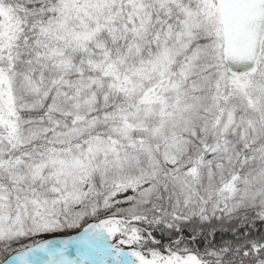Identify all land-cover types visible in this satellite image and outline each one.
<instances>
[{
    "label": "snow or ice",
    "instance_id": "obj_1",
    "mask_svg": "<svg viewBox=\"0 0 264 264\" xmlns=\"http://www.w3.org/2000/svg\"><path fill=\"white\" fill-rule=\"evenodd\" d=\"M0 264H264V0H0Z\"/></svg>",
    "mask_w": 264,
    "mask_h": 264
}]
</instances>
